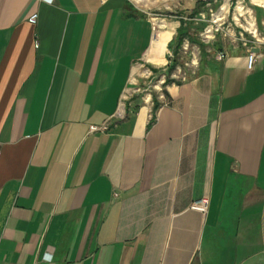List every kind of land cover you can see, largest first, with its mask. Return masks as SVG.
<instances>
[{
    "label": "crops",
    "instance_id": "1",
    "mask_svg": "<svg viewBox=\"0 0 264 264\" xmlns=\"http://www.w3.org/2000/svg\"><path fill=\"white\" fill-rule=\"evenodd\" d=\"M147 9L0 0V264H264V39L144 93L182 23L151 57Z\"/></svg>",
    "mask_w": 264,
    "mask_h": 264
},
{
    "label": "rangeland",
    "instance_id": "2",
    "mask_svg": "<svg viewBox=\"0 0 264 264\" xmlns=\"http://www.w3.org/2000/svg\"><path fill=\"white\" fill-rule=\"evenodd\" d=\"M188 1H197V7H200V9L196 11L191 10L189 11V14L184 13V11H187L186 3ZM220 2L221 0H218L217 2L214 0H143L138 2L139 5H147L148 13H146V15L154 20L155 28L157 30L155 39L159 42H154L152 45L151 57H154L157 49L164 40V34L159 32L162 30L160 29L162 26L159 24H163L164 19L167 18H177L182 21L176 33L174 45L170 47L171 50L169 51L170 56L168 57V62L163 67H161L159 71L154 69H146L144 73V77L146 78L144 80L146 87L144 93H152L155 91L159 92L161 88L168 83L179 81L181 77L180 75L184 71H187V73L190 74V70L193 67L190 65L194 59L197 49L198 54H196V58L199 60L205 48L214 44L218 37H221L223 40L229 42L235 41L236 43H242V36L240 35L241 29L239 27L242 19L240 18V21H236L238 23L237 25L233 23L232 10L228 12V15L225 18L227 21L224 27L225 29L223 31L214 32L216 35L215 39L206 41L202 38L201 33L210 24L209 20L211 9L215 10L219 6ZM243 3L246 5V8H251L248 0H243ZM199 13L203 14L202 20H197L200 17ZM190 20L202 25L196 31L194 29L191 30L187 25L185 26L184 24ZM259 32L263 35L260 29ZM243 33V37H245L247 40L254 39L251 34L247 32ZM179 67L181 70H178Z\"/></svg>",
    "mask_w": 264,
    "mask_h": 264
},
{
    "label": "built area",
    "instance_id": "3",
    "mask_svg": "<svg viewBox=\"0 0 264 264\" xmlns=\"http://www.w3.org/2000/svg\"><path fill=\"white\" fill-rule=\"evenodd\" d=\"M136 1L139 2L143 0H136ZM214 1L217 2L218 0H214ZM230 10H232L233 23L237 25L238 23L236 21H240V18L242 19V21L239 24V27L241 29L240 35L242 36L241 37L242 43L244 45H248V43H252L253 46H259V44L262 43L264 39V35H262L259 32V28L257 26L256 17L254 15L253 10L251 8H246V5L243 3V0H221L219 6L215 10L211 9L210 20H209L210 24L201 33L202 38L205 39L206 41L215 39L216 35L214 34V32L223 31L225 29L224 27L227 22L225 18ZM199 16L200 17L197 20H202L203 14L199 13ZM37 17H38V13L35 12L29 16V21L31 23H35ZM263 28H264V22H263ZM243 32H247L251 34V36L254 39L247 40L245 37H243L244 36ZM231 42H235V41H231ZM196 54H198V49L196 51ZM196 54L194 55V59L192 60L190 65L193 66L192 69L190 70L191 73H194L195 68L199 63V60L196 58ZM254 57H255L254 52H250L247 55L248 69H252L254 63ZM178 70H181V68L179 67ZM180 76L181 77L179 81H184L188 76L187 71H184ZM92 129H97V128L92 127ZM208 206H209V199L207 197H202L200 199L193 201L190 207L196 211L205 214L208 210Z\"/></svg>",
    "mask_w": 264,
    "mask_h": 264
},
{
    "label": "bare ground",
    "instance_id": "4",
    "mask_svg": "<svg viewBox=\"0 0 264 264\" xmlns=\"http://www.w3.org/2000/svg\"><path fill=\"white\" fill-rule=\"evenodd\" d=\"M156 37V36H155ZM158 40H156L155 38H154V42H157ZM159 42V41H158Z\"/></svg>",
    "mask_w": 264,
    "mask_h": 264
}]
</instances>
